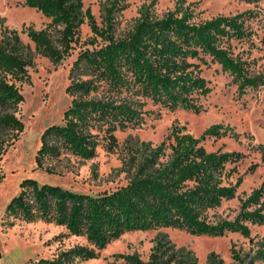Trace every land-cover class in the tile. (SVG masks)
Wrapping results in <instances>:
<instances>
[{
  "label": "trees",
  "instance_id": "obj_1",
  "mask_svg": "<svg viewBox=\"0 0 264 264\" xmlns=\"http://www.w3.org/2000/svg\"><path fill=\"white\" fill-rule=\"evenodd\" d=\"M51 20L41 29L30 27L28 36L35 53L60 62L79 42L80 28L88 21L92 43L80 51L70 69L66 88L72 97L61 124H52L41 135L36 165L53 172L51 159L63 152L90 159L100 146L112 151L118 145L116 130L140 124L150 98L171 110L182 107L200 112L202 98L212 87L202 74L207 56L234 76L241 93L264 83V73H252L250 61L234 54L232 38L251 34L247 21L252 10L196 19L194 10L177 7L158 15L152 4L137 17L127 32L117 34V13L122 0H108L100 25L84 0H24ZM16 28L0 22V132H10L0 150L13 144L24 130L16 110L24 100L17 82L29 78L34 56ZM233 128L223 123L207 127L200 136L175 125L157 145L131 151L126 184L97 194L77 192L52 183L24 178L21 190L7 205V212L27 221L55 222L67 234L86 236L87 244L61 249L52 258L41 257L26 264H78L98 256L100 249L129 230L171 226L194 234L223 235L237 231L251 237V223H264V182L242 199L234 219L211 217L224 199L236 196L243 181L232 180L243 154L209 150L204 141L221 137ZM6 144V147L4 146ZM263 150L264 146H258ZM254 170L253 167L250 168ZM58 234L55 238L63 235ZM238 264H256L232 246ZM211 264H222L212 253ZM0 250V264L2 258ZM120 264H194L168 239L160 238L145 259L140 254H118Z\"/></svg>",
  "mask_w": 264,
  "mask_h": 264
},
{
  "label": "rangeland",
  "instance_id": "obj_2",
  "mask_svg": "<svg viewBox=\"0 0 264 264\" xmlns=\"http://www.w3.org/2000/svg\"><path fill=\"white\" fill-rule=\"evenodd\" d=\"M153 2V4H152ZM97 22L102 25L108 0H84ZM124 7L117 13V34L132 28L141 12L152 4L158 15L177 7H191L196 19H208L219 14H236L252 10L247 21L251 34L244 38H232L234 54L250 61L252 73H264V0H122ZM51 19L40 10L24 4V0H0V22L19 30L23 42L33 53L34 63L29 67V78L17 82L24 100L16 114L25 128L17 140L0 150V250L2 264H26L41 257L52 258L61 249L75 244H87L84 235L67 234L64 225L38 219L27 221L21 216L7 212V205L20 190L24 178H35L40 183H52L77 192L97 194L114 190L129 179L128 161L131 151L145 149L147 145L159 144L175 125L185 126L196 136L212 124L223 123L233 128L221 137L204 141L209 150L239 151L243 154L238 169L231 177L236 181L243 175L236 196L224 199L211 211V217L234 219L241 210L242 199L264 182V83L238 90L234 76L222 65L207 56L202 74L209 80L211 92L202 98L203 109L195 112L187 108L169 109L146 98L149 110L140 124L118 128L117 147L109 151L98 148L97 155L90 159L80 158L69 151L60 158L51 159L54 171L48 172L36 165V153L41 146V135L46 127L64 122L63 116L72 97L66 91L71 82L70 69L80 51L94 48L102 43H92L93 32L86 20L80 28V39L71 54L60 62L35 53V44L28 36L30 27L44 28ZM10 132H0L1 141ZM1 145V144H0ZM254 170L251 171L250 168ZM251 237L237 231L212 236L194 234L186 229L162 226L144 230H129L111 240L100 249L95 258L78 260V264H120L118 254L136 252L147 258L158 239L170 240L176 249L187 254L194 264H211L212 253L222 264H238L231 248L234 246L242 256L249 255L256 264H264V223H251ZM63 235L55 238L58 234Z\"/></svg>",
  "mask_w": 264,
  "mask_h": 264
}]
</instances>
